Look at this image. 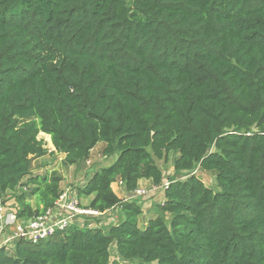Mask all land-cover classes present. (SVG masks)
Masks as SVG:
<instances>
[{
	"label": "trees",
	"instance_id": "16d2710c",
	"mask_svg": "<svg viewBox=\"0 0 264 264\" xmlns=\"http://www.w3.org/2000/svg\"><path fill=\"white\" fill-rule=\"evenodd\" d=\"M41 133L65 165L99 143L115 157L73 192L123 218L14 241L0 264H264V0H0V199L17 220L63 193L32 167L48 152ZM170 154L185 178L139 226L133 193L167 183Z\"/></svg>",
	"mask_w": 264,
	"mask_h": 264
},
{
	"label": "rangeland",
	"instance_id": "374dc122",
	"mask_svg": "<svg viewBox=\"0 0 264 264\" xmlns=\"http://www.w3.org/2000/svg\"><path fill=\"white\" fill-rule=\"evenodd\" d=\"M38 139H42L44 141L45 144V148L48 150L47 154L42 157L39 158L37 160H35L32 164V167L34 169V171L38 170L40 173H44V172H56L61 178H62V182H61V189L63 190V192L66 191H75L77 187H80L84 184L85 181L88 180V178L90 177V175L97 169L99 168H105L108 167L109 165H111L114 160L115 157L113 158H104L102 156H100V148L103 146L101 143L97 144L95 146V148L92 150V152L90 153V156L88 158V160L85 163L79 164V165H73V166H69V165H65L64 164V155L63 154H57L54 153V149L51 145L50 142V138L44 134H39ZM53 152V154L51 153ZM175 157L174 154H170L169 155V159L167 163H163L162 161L158 162V165L161 167L162 171H163V175L165 178V182L169 183L171 181H176V180H180L183 181V179L185 177H181V176H177L174 172H173V168H172V160ZM195 175L201 179L206 186L212 188V189H216V183L214 181L213 176H211L208 173L202 172V171H196ZM142 189L148 190L150 189L151 186L148 185V183L142 182V185L140 186ZM113 188L115 189V192L117 195L122 196V190L119 189L120 187L118 186V184H113ZM123 193H125L124 189H123ZM8 196V194H7ZM10 198L6 197L5 201H4V205L6 208V211L8 213H15V204L13 203V198L12 196H9ZM163 197V192H161V189L155 191V192H151L148 196H146L145 201H142L141 199H139L138 203H141L140 207L142 209V215L138 218L139 220V226H143L145 220L143 218H150L152 216H154V210H150V211H145L147 210V203L149 205V207L152 205H154V203L159 202L160 199H162ZM144 198V197H142ZM123 199H126L125 197ZM147 200V201H146ZM79 202L81 203V205H85V199L84 198H80L79 197ZM117 215V216H116ZM122 219V215L120 213H116L114 212V214L110 217L108 223H105L102 220V223L99 222L101 227H108L110 224L119 222ZM4 246V245H2ZM111 259L110 261L116 260V255H115V250L114 247L111 246ZM125 264H129V263H125Z\"/></svg>",
	"mask_w": 264,
	"mask_h": 264
},
{
	"label": "built area",
	"instance_id": "2783aa9c",
	"mask_svg": "<svg viewBox=\"0 0 264 264\" xmlns=\"http://www.w3.org/2000/svg\"><path fill=\"white\" fill-rule=\"evenodd\" d=\"M167 186L168 183H164L162 186H151L148 190L138 187L133 193V198H145L151 192ZM83 216L99 217L101 214L81 207L77 196L71 191L63 192L56 200L53 209L29 220H17L14 212L6 211L4 201L0 199V248L7 249L17 240L26 241L31 245L48 241L56 233L79 223Z\"/></svg>",
	"mask_w": 264,
	"mask_h": 264
},
{
	"label": "crops",
	"instance_id": "0c3cea01",
	"mask_svg": "<svg viewBox=\"0 0 264 264\" xmlns=\"http://www.w3.org/2000/svg\"><path fill=\"white\" fill-rule=\"evenodd\" d=\"M142 182H145V183H148V185L149 186H151L150 185V182L149 181H145V180H141V181H139V183H138V185H139V187L142 185ZM118 186L120 187L119 189H121L122 190V196H119V195H117L116 194V192H115V189L113 188V185L111 186V188H112V190H113V192L117 195V197L118 198H126V200H127V196H126V194H124L123 193V187L122 186H120L119 184H118ZM91 199V197L90 198H85V205L86 204H88L89 203V200ZM145 199H147V198H144V199H141L142 201H145ZM161 200V199H160ZM139 201V200H138ZM147 201V200H146ZM140 202V201H139ZM140 205H141V203H139ZM146 209L147 210H145V211H150V210H152V205L149 207V205H148V203H147V207H146ZM114 212H118V213H120V211H119V208H116L115 210H112V211H109V212H106V213H104L103 215H101V219L105 222V223H108V221H109V219H110V217L114 214ZM117 216V215H116ZM122 218H123V216H122ZM81 220V219H80ZM117 223V222H116ZM113 224H115V223H113ZM110 225H112V224H110ZM109 225V226H110ZM10 230V229H9Z\"/></svg>",
	"mask_w": 264,
	"mask_h": 264
},
{
	"label": "bare ground",
	"instance_id": "6f19581e",
	"mask_svg": "<svg viewBox=\"0 0 264 264\" xmlns=\"http://www.w3.org/2000/svg\"><path fill=\"white\" fill-rule=\"evenodd\" d=\"M42 134V133H41Z\"/></svg>",
	"mask_w": 264,
	"mask_h": 264
}]
</instances>
